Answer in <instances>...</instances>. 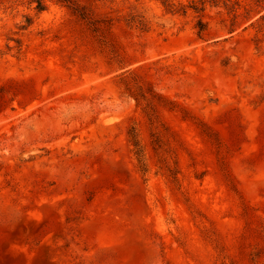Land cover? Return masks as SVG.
Here are the masks:
<instances>
[{
  "label": "rangeland",
  "instance_id": "1",
  "mask_svg": "<svg viewBox=\"0 0 264 264\" xmlns=\"http://www.w3.org/2000/svg\"><path fill=\"white\" fill-rule=\"evenodd\" d=\"M74 1L0 0V264H264V0Z\"/></svg>",
  "mask_w": 264,
  "mask_h": 264
},
{
  "label": "trees",
  "instance_id": "2",
  "mask_svg": "<svg viewBox=\"0 0 264 264\" xmlns=\"http://www.w3.org/2000/svg\"><path fill=\"white\" fill-rule=\"evenodd\" d=\"M59 1L72 5L74 7V10L76 12H78L79 15L83 19H87L88 18L87 15H86V13L83 11V9H81L80 7H78L75 4V1L74 0H59ZM35 2L38 4V9L43 10L45 8L44 0H35ZM167 6L172 8L174 5L173 4H167Z\"/></svg>",
  "mask_w": 264,
  "mask_h": 264
}]
</instances>
